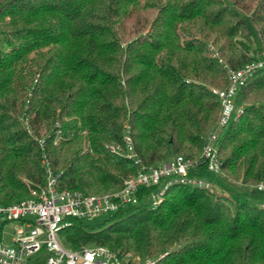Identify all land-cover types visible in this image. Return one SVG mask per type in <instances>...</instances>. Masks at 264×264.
I'll list each match as a JSON object with an SVG mask.
<instances>
[{"label": "trees", "instance_id": "16d2710c", "mask_svg": "<svg viewBox=\"0 0 264 264\" xmlns=\"http://www.w3.org/2000/svg\"><path fill=\"white\" fill-rule=\"evenodd\" d=\"M260 58L264 0H0V205L29 197L24 179L45 182L43 160L58 189H119L136 171L124 130L146 166L198 156L220 110L212 89ZM235 101L242 114L218 143L230 195L175 183L151 206L159 187L141 186L97 222L71 219L63 245L153 264H264V67ZM207 172L202 162L188 176Z\"/></svg>", "mask_w": 264, "mask_h": 264}, {"label": "built area", "instance_id": "2783aa9c", "mask_svg": "<svg viewBox=\"0 0 264 264\" xmlns=\"http://www.w3.org/2000/svg\"><path fill=\"white\" fill-rule=\"evenodd\" d=\"M261 67H264V58L237 69L226 68L225 86L213 89L220 110L213 128L204 138L198 157L174 154L157 165L146 166L134 152L128 131L124 130L125 151L121 154L132 161L136 171L122 181L119 189L98 194L58 189V174H53L43 160L45 182L33 185L25 181L29 197L0 205V264H27L31 256L41 251L45 253L42 264H127L129 259L122 260L118 252L103 245H82L75 249L64 246L60 240V230L68 226L71 219L92 220L125 204H134L136 192L141 186L159 187L149 196L151 206L158 204L167 188L175 183L208 188V184L200 178L188 176V171L205 162L209 172L220 173L218 143L221 134L243 111V106L236 103L235 96L252 73ZM109 150L116 151L113 146H109ZM255 188L264 194V183L256 184ZM6 226L11 228L10 244L2 241ZM155 260L146 258L144 264H153Z\"/></svg>", "mask_w": 264, "mask_h": 264}, {"label": "rangeland", "instance_id": "374dc122", "mask_svg": "<svg viewBox=\"0 0 264 264\" xmlns=\"http://www.w3.org/2000/svg\"><path fill=\"white\" fill-rule=\"evenodd\" d=\"M253 37L255 38V40H256V35H255V33H253ZM214 89V88H213ZM213 89H212V91H213ZM241 104V103H240ZM242 106L244 105V104H241ZM196 157H198V156H196ZM224 176H223V173L220 171V173H218V174H213V173H209V172H207L203 177H201L200 178V180L202 181V182H205V183H207L208 184V190H210V191H212V192H214V193H216V194H219V195H225V196H228V195H230L229 194V192L228 191H225V189H223V188H221L220 186L223 184V183H225V179L223 178ZM24 181V183H25V181H27V180H23ZM26 185V184H25ZM27 187V186H26ZM253 187V186H252ZM248 189H252L250 186H248L247 187ZM242 191V190H241ZM245 192H247V191H245ZM249 192H251L250 194H251V197H254L255 196V194H256V192L254 191V190H249ZM103 193V192H102ZM96 194H98V193H96ZM242 196H244V195H242ZM97 221H99V219H95V220H93L92 222H97ZM4 229H5V234H4V236H3V239H2V241H3V243H5V244H10L11 242H10V232H11V228L10 227H4ZM61 240V239H60ZM62 242V241H61ZM124 257H125V259H129V261H128V263L127 264H144V261H145V259L147 258V256H144V257H141V256H139V255H133V254H129V253H126L125 255H124ZM149 258V257H148ZM151 259H153V258H151ZM42 264V263H41Z\"/></svg>", "mask_w": 264, "mask_h": 264}]
</instances>
